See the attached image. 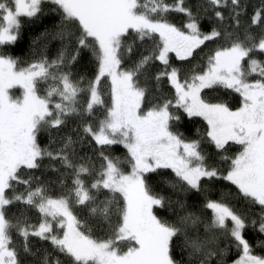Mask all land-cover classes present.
Listing matches in <instances>:
<instances>
[{
    "label": "snow or ice",
    "instance_id": "6c2138e0",
    "mask_svg": "<svg viewBox=\"0 0 264 264\" xmlns=\"http://www.w3.org/2000/svg\"><path fill=\"white\" fill-rule=\"evenodd\" d=\"M45 2L0 0V46L15 44L21 17L37 18ZM47 2L60 13V23L33 43L43 40L46 50L50 41H58L56 56L42 52L39 59L22 65L0 51V264H27V257L36 258L33 264H63L61 256L66 264H227L230 247H219L221 238L239 251L233 264H264V255L254 254L245 235L249 227L264 234V59L258 58L264 56V7L241 33V0ZM229 5L233 31L221 27L223 9ZM173 13L183 16L179 25L170 20ZM207 16L215 26L204 31L202 19ZM253 26H260V32L254 34ZM218 40L225 43L207 55L202 69L194 67L185 74L173 65L171 54L189 61L206 42ZM136 41L151 42V47L139 53L131 67H124L136 54ZM85 52L94 57L95 71L91 79H76L70 69ZM156 61L163 68L151 76ZM149 79L156 89L166 81L173 90L171 98L150 97ZM104 80L110 89L107 106ZM17 88L22 95H13ZM220 88L238 94L239 106L203 95ZM98 106L105 108L104 118L88 122L86 117ZM73 117L80 118L79 139L86 136L98 146L99 167L86 157L75 158L78 140L71 135L61 137L62 147L55 151L41 146L42 133H59ZM182 117L201 118L218 153L226 151L229 142L241 146L235 156H221L228 163L225 170L208 162L201 140L174 130ZM113 145L127 150L125 160L106 154ZM45 158L58 162L71 178L62 195H49L34 177L21 178L25 169L41 168ZM219 180L259 206L258 216L250 219L248 212H238L228 199L230 192H221L219 199L205 195L200 214L189 211L193 206L187 204V194H204L206 184ZM16 184L25 185L24 191L18 192ZM157 185L171 194H163ZM14 205L35 209L39 222L29 223L21 211L13 223L8 212ZM74 205L86 209L95 222L107 224L105 238L93 236L74 214ZM169 208L173 218L157 214ZM13 230L23 238L19 249ZM30 237L49 242L51 250H33ZM254 242L264 249V240Z\"/></svg>",
    "mask_w": 264,
    "mask_h": 264
},
{
    "label": "trees",
    "instance_id": "16d2710c",
    "mask_svg": "<svg viewBox=\"0 0 264 264\" xmlns=\"http://www.w3.org/2000/svg\"><path fill=\"white\" fill-rule=\"evenodd\" d=\"M171 2V0H168ZM242 11L240 13V26L239 31L243 33V30L248 28L251 23V18L254 15L255 11L264 7V0H241ZM231 6L223 9L225 15V21L221 25L223 29H227L228 31H233L235 29L234 22L229 17ZM170 20L173 23L179 25L181 21L184 19L180 14H170ZM60 23V13L58 11L53 10V6L47 2L42 4V12L38 15L37 18L30 19L21 17L22 28L19 34V38L15 44L0 46V51H5L13 57L17 58L22 65H26L31 63L41 57V53L47 55L49 58H54L56 56L57 50L60 47L58 41H50L47 45V49L44 50V41L40 40L37 43H33V40L40 36V34L45 30H52L54 25H58ZM215 26L213 18L211 16L204 17L202 19V27L204 31L210 30L211 27ZM261 30L260 26H253L254 34L259 33ZM128 43H132L131 39L127 41ZM224 40L218 41H209L206 42L205 45H202L200 49H197L193 57L190 58L189 61L181 62L175 59L174 55H172L173 60L172 63L174 66L181 67L185 74H190L192 68H196L197 70L202 69L206 64L207 55L214 50L216 47L224 44ZM136 44L139 45L138 48L135 49L136 54L131 59H126L124 67H131L134 60L139 59V53L145 52L147 48L151 47V42L147 45L142 44L140 41H136ZM260 59H264V56L258 57ZM163 66L156 61L154 65L149 69L151 76H154L156 72L160 71ZM70 71L73 73V76L76 79H79L80 76H84L87 79H91L94 71H95V59L91 56L90 53L85 52L84 58L82 61L73 66ZM147 75V74H146ZM143 77L141 78L143 83ZM155 81L149 79V83L147 87L150 90V97L155 95H162L168 98H171L173 95V90L170 85L167 84L166 81L162 82L159 89L153 87ZM110 89L107 86V80L102 81V98L105 101V105L110 104ZM41 92L43 94V86L41 88ZM206 99H209L213 102L217 100L227 102L232 108H236L239 106V96L238 94L232 93L230 90H224L222 88L217 89L215 91L205 90L203 93ZM105 115L104 107H97L93 114L90 117H86L88 122L96 124L99 120L103 119ZM179 132H182L184 136L188 139H199L201 140V149L204 155L208 158V162L213 164L221 171L225 170L228 167V163L226 161L221 160V156H235L240 151V146L231 144L226 145V151H221L218 153V150L215 148L213 144H211L205 133L207 131L206 123L199 117L187 118L182 117V119L178 122L177 127L174 129ZM71 135L73 139L78 140L76 144L73 145L76 152V159L80 157L88 158L96 167H99V157H98V146L95 145L94 142H89L88 137H83L80 140V118L73 117L69 120L68 126L63 128L59 133L53 130L52 136L50 137L48 133H42L40 135L39 142L42 147L49 148L52 151H55L59 147H62L61 137ZM106 154L119 157L122 161L127 158V150L122 145H113L110 148L106 149ZM125 170H129L127 165H122ZM56 169H60V164L56 161H50L45 158L42 161V167L39 169L24 170V174L21 177L22 179H28L29 177H34L38 179L43 185L46 187L48 194L52 196L62 195L67 191V187L71 185V178L68 176L63 169L60 171H56ZM64 173L63 177H61V173ZM169 178H173L172 174L169 170ZM60 178L64 179V183H60ZM91 178H88L90 182ZM155 185V181H153ZM35 186V182H34ZM25 185L16 184V190L18 192H22L25 189ZM158 190H160L163 194H171V190L156 186ZM207 192L204 194L189 192L186 196V202L188 205H192L193 207L189 208V211H196L197 214H200V211L203 210L204 197L207 195L212 199H219L221 192H230L231 196L228 197L230 202L236 208L238 212L249 213V218L254 219L259 214V206L251 205L248 201L244 200L239 194L235 186L231 185L227 181H215L212 184H206ZM104 195L100 194L99 199H103ZM172 200H176V196H172ZM176 211H180L178 205H174ZM24 211V218L28 220L31 224H37L40 220V214L35 209L25 210L24 205H14L10 206V211L8 212L9 218L15 220L20 216V212ZM74 214L77 215V218L81 221H84L88 224V227L91 229L92 234L95 238L103 239L106 237L108 229L107 224L103 226L100 223L95 222L94 218H90L86 209L82 206L74 205L73 206ZM158 215L166 218H173L174 213L171 208L167 211L160 210L157 213ZM208 214H210V210H208ZM113 222H115V217H113ZM258 229V225L256 226ZM246 238L249 239L250 243L253 245L254 254L256 255H264V249H261L256 246L255 242L257 239L264 240V234L259 233L258 231H254L252 227H249L246 230ZM13 239L14 246L18 249L21 248L23 243V238L19 237V235L13 230ZM31 244L33 246V250L37 248H48L50 249L49 242L40 241L36 237H30ZM225 246L230 247V251L226 257L227 264L232 263L235 259L238 258L239 251L234 247L230 246L229 242L223 238L219 241V247L224 248ZM177 259H179V252L175 253ZM27 264H33L36 258L27 257ZM61 260L63 264H66L67 258L61 256Z\"/></svg>",
    "mask_w": 264,
    "mask_h": 264
},
{
    "label": "rangeland",
    "instance_id": "374dc122",
    "mask_svg": "<svg viewBox=\"0 0 264 264\" xmlns=\"http://www.w3.org/2000/svg\"><path fill=\"white\" fill-rule=\"evenodd\" d=\"M174 55V54H173ZM12 93H13V95L14 96H20V95H22V90L21 89H13L12 90ZM229 143H231V144H235V143H233V142H229ZM235 145H237V144H235ZM240 146V145H239ZM240 148H241V146H240ZM241 150V149H240ZM238 154V153H237ZM230 264H233V262L232 263H230Z\"/></svg>",
    "mask_w": 264,
    "mask_h": 264
}]
</instances>
